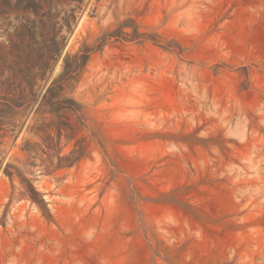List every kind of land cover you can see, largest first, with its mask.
<instances>
[{
    "label": "rangeland",
    "instance_id": "rangeland-1",
    "mask_svg": "<svg viewBox=\"0 0 264 264\" xmlns=\"http://www.w3.org/2000/svg\"><path fill=\"white\" fill-rule=\"evenodd\" d=\"M0 264H264V0H0Z\"/></svg>",
    "mask_w": 264,
    "mask_h": 264
},
{
    "label": "trees",
    "instance_id": "trees-1",
    "mask_svg": "<svg viewBox=\"0 0 264 264\" xmlns=\"http://www.w3.org/2000/svg\"><path fill=\"white\" fill-rule=\"evenodd\" d=\"M128 24L125 22V23H123L120 27H119V29H117V30H115V31H113V32H110V33H107V34H104L101 38H100V40H99V43H98V45L96 46V48L95 49H100L101 48V46L104 44V42L106 41V39H108V38H120V37H122L123 36V32H122V28L123 27H128L127 26ZM132 27V26H131ZM141 35L137 32V30H136V28L135 27H133L132 28V34H131V38L132 39H137L138 37H140ZM91 51H93V49H90V50H83V51H80L79 52V55L77 54V55H74L73 56V59L74 60H77L78 62H81V63H83V62H85L86 61V59L88 58V56H89V53L91 52ZM79 65V64H78ZM78 65H75V66H71L70 64H68V59H65V64H64V67H63V70H64V74H63V76L61 77V79H60V81L59 82H61L66 76H69V75H71V74H73V73H75V71L78 69ZM60 104H66L65 102H61ZM46 105H49L50 107H52V105H54V104H46ZM29 194L31 195V197H32V199L34 200V201H36L37 202V204H41L43 201L42 200H40V201H37L36 200V195H37V193L33 190V188L29 185Z\"/></svg>",
    "mask_w": 264,
    "mask_h": 264
}]
</instances>
